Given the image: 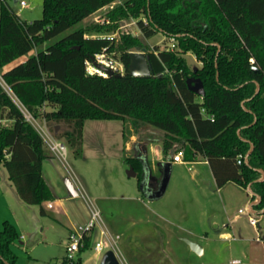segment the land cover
Returning a JSON list of instances; mask_svg holds the SVG:
<instances>
[{"label": "trees", "instance_id": "16d2710c", "mask_svg": "<svg viewBox=\"0 0 264 264\" xmlns=\"http://www.w3.org/2000/svg\"><path fill=\"white\" fill-rule=\"evenodd\" d=\"M117 1L108 11L111 19L137 18L146 38L161 31L177 41L178 49L146 47L151 75L128 70L129 50L140 42L132 32H122L117 42L82 25L50 42ZM43 6L42 17L27 21L10 2L0 4V72L36 118L67 125L56 132L58 139L65 137L82 155L87 119L149 125L162 131L165 156L182 149L185 161L204 157L218 187L251 185L253 199L261 196L254 205L264 208V0H43ZM188 51L201 67L188 66ZM101 52L119 54L124 72L90 74L87 61ZM190 76L201 78L204 95L190 89ZM49 156L41 133L0 82V165L21 199L40 205L42 213L43 203L53 199L43 174ZM126 160L139 170L141 182V156ZM92 237V231L84 232L75 264H82ZM20 238L12 221L0 224V264L16 263L12 245Z\"/></svg>", "mask_w": 264, "mask_h": 264}, {"label": "rangeland", "instance_id": "374dc122", "mask_svg": "<svg viewBox=\"0 0 264 264\" xmlns=\"http://www.w3.org/2000/svg\"><path fill=\"white\" fill-rule=\"evenodd\" d=\"M9 2L23 20L31 21L44 14L43 0H27L26 7L21 6L19 2L15 3L14 0ZM119 3L120 1H117L113 5L95 12L50 42L83 25L90 28L89 33L113 36L117 42L120 40L122 32H134L140 42L133 47L138 49L153 48L154 46H159L162 49H178L176 39L161 31L146 38L138 27L137 18L111 19L108 16V11ZM34 52L35 49L31 54ZM107 55L120 60L119 54L107 52ZM183 55L192 70L202 66V61L193 52L188 51ZM25 57L17 58L7 67L24 60ZM1 80L4 83V79ZM4 86L14 96L6 83ZM16 100L21 104L18 99ZM49 108L46 107V109ZM38 121L45 123L55 136L59 128L61 132L68 128L66 124H59L53 120L46 121L38 117ZM7 123L10 124L11 121H7ZM123 133H125L124 136ZM132 138H135L136 141L131 142ZM162 139V131L149 125L133 128L130 122L121 119H87L83 133L82 155L75 154L65 137H60V140L64 141L68 147L65 159L54 154L47 147L50 156L43 161V174L52 190L53 199L43 203L46 209L45 213L41 212L40 205L29 204L24 200L22 201L23 207L17 206L8 193L6 182L8 171L2 165L0 167V224L8 219L16 225L21 234L20 242L12 245L17 256L15 264H61L63 256L66 255L65 242L69 239L71 232L80 231L79 227H85L88 223L91 203L100 209L111 234L117 239L119 235L111 223L124 227L133 219L139 221L147 219L149 215H152L151 211H155V214L165 212L177 221L187 223L200 219L208 221L213 211L218 209L220 212L218 217L222 219L226 216L223 208L224 203L228 205L227 213L230 218L237 215L238 219L235 223L237 228L248 231L251 226L249 222L251 213L242 201L246 193L233 182L227 183L219 191L217 184L211 182L210 185V181L205 175L207 169L209 170L208 164L175 163L165 195L155 201L149 200L146 193L151 188L152 168L150 167L151 172L147 170L145 175H142V181L139 182L137 174L128 175L127 171L132 165L126 160V157L142 154L146 160L151 161L153 157L148 153L150 143L153 141L162 145ZM135 171L139 172V170ZM159 172H161L160 169ZM65 177L71 178L79 191L78 195L71 194L64 181ZM192 177L195 178L192 179ZM158 180V178L157 181L155 180L156 184ZM5 191H7L6 195ZM249 198L251 199V197ZM49 202L53 204L52 207L48 206ZM240 207H243L242 211L239 210ZM205 208H210L207 215L202 212V209ZM86 212L89 213L86 214ZM251 215L261 219L260 232L264 236V217H261L260 213ZM144 224L139 222L137 227L145 226ZM149 224L151 225V223ZM100 230L99 225L91 230L92 244L81 253L82 264H100L104 253L111 249L110 243L100 233ZM239 231L236 232L238 236L240 235ZM254 236L256 237V235ZM98 240H103L104 243V250L101 252L94 249V244ZM240 242V240H236L234 243L232 241L236 252L240 250ZM221 260L222 264H229L230 259L226 261L222 258Z\"/></svg>", "mask_w": 264, "mask_h": 264}, {"label": "crops", "instance_id": "0c3cea01", "mask_svg": "<svg viewBox=\"0 0 264 264\" xmlns=\"http://www.w3.org/2000/svg\"><path fill=\"white\" fill-rule=\"evenodd\" d=\"M9 89L10 91H12L10 87ZM13 95H14L13 98L16 100L17 97L15 96L14 93ZM83 133H84V129H83ZM135 141H136L135 138L131 139V142H135ZM148 153L149 156L153 157V159H151V161L146 160L147 161L146 168L148 170H150V167L152 168V172L150 170L151 172L150 175L152 179H154V181L155 180L157 181V178L160 179L162 175V172H159V169L161 171L160 164L165 160L172 161V170L174 168V164L177 162L190 163V164L197 162V163H203L204 165L207 164L209 165V162L204 157H200V159L196 161H185V160L181 162L174 161L173 154L170 153L168 156H165L162 149V145L159 142L152 141L150 143V151H148ZM1 166L2 165H0V167ZM205 175L206 178L210 181L209 183L210 185L211 182L213 184H217L210 165H209V170L207 169ZM7 177H6L7 180L6 182L9 190L8 192L9 195H11L17 206L23 207L22 206L23 200L18 195L14 184L9 178V174ZM194 178L195 177H192V179ZM233 183L235 184V182ZM157 184L154 189L157 188ZM238 186L246 193L242 201L245 203L246 207L249 208L250 213L254 214L251 210V205L253 204L254 201H257L258 198L255 197V199H253V194L251 190L248 189V187L246 188L240 185ZM221 188L222 187L217 186L218 191ZM6 192L7 191H5V195ZM165 193L160 197H149L148 194H151V191H149L148 193H146V195L150 201H155L162 198L165 195ZM249 197H251V199ZM154 205H158V204H154ZM227 207L228 205L227 204L225 205L224 203L223 208L226 214V216H224L225 218L220 219V217H218L220 216V212L217 209L218 212L217 210H215V212L213 211V214L211 215L208 221L200 219L199 221L196 222L188 221L187 223H184L170 217V215L166 214L165 212H160L159 214H155V211L153 212L151 211L152 215H149L147 219H143V220L141 219V221L137 219H133L129 221V223L126 224L124 227L123 226L121 227V225L117 226L115 223L114 224L111 223L116 233L119 235L117 241L123 259L122 263L123 264H222L223 261L221 259L223 258V260L226 261L230 259L228 262L229 264H264V236L261 235L260 232L261 227L259 226L261 219L257 218L256 224H254L251 220H249L251 224L250 229L248 231L244 229L241 230L240 228H237V226L235 225L238 219L237 215H234L232 218H230V215L227 213L228 211ZM241 208L243 207H240L239 210ZM253 208L256 211L255 213H260L262 214L261 217H264L263 216L264 208H257L255 205H253ZM209 209L207 208H205L204 210L202 209V212H204V214L207 215L209 213ZM88 213L86 212V214ZM102 220H103L102 227L106 228L110 232L106 220H104L103 214H102ZM139 222L140 224L145 223L144 224L145 226L137 227V224ZM149 223H151V225ZM237 231L240 232L239 236L236 234ZM254 235H256V237ZM183 237H187L192 240L198 241L202 246L201 252L198 253L194 249H192L190 244ZM236 240L241 241L239 245L240 250H238L239 252H236L234 250L235 246L232 245V241L234 243ZM232 256L235 257L232 258ZM234 260H238V261L234 262Z\"/></svg>", "mask_w": 264, "mask_h": 264}, {"label": "built area", "instance_id": "2783aa9c", "mask_svg": "<svg viewBox=\"0 0 264 264\" xmlns=\"http://www.w3.org/2000/svg\"><path fill=\"white\" fill-rule=\"evenodd\" d=\"M9 1H11V0H0V4L7 3ZM18 2L23 7H26L28 5L27 0H18L17 3ZM111 37H113V36H111ZM94 56L98 62H101V63L105 64L106 66H109L110 68H112L114 70V72L123 73L125 70L124 63L121 60L115 59V58L107 55V52L97 53ZM87 71L90 74L99 73V74L106 75V73L104 71H102L101 69H99L95 65V63L93 62L92 59L87 61ZM1 79H3V77L0 74V82L4 85L5 81L3 83ZM19 106L22 109V111L24 112L26 118L29 121H31L32 123H34V125L37 127V129L41 133L48 149L51 152H53L54 154L58 155L59 157L65 159L67 156V152H68V147H67L66 143L64 141L58 139L55 135H53L50 132L48 126L45 123H41L40 121H38V118H36L31 112H29L27 110V108L22 103L19 104ZM44 122H46V121H44ZM173 160L179 161V162L184 160L182 149L173 154ZM239 162H241V160H239ZM248 189L251 190L252 187L248 186ZM49 206L52 207L53 204L50 202ZM251 210L253 213L256 212L254 210L253 206L251 207ZM240 211H242V208L240 209ZM250 220L254 224L257 223V218H255L253 215H250ZM102 222H103L102 213H101L100 209L91 203L90 216H89L88 223L86 224L85 227L80 226L79 227L80 231L74 230L71 232L69 239L65 242L66 243V255H65L64 260H62L61 264H75L80 246L83 242L84 232L91 231L97 225L100 226L101 234L104 235L107 238L108 242L110 243L111 249L115 250L117 256L119 257L120 264L122 263L123 259L121 256L120 248L118 246L117 238L114 237L113 235H111V233L109 231H107L106 228L102 227ZM117 237H119V236H117ZM94 249L97 250L98 252L103 251L104 250L103 240L96 241L94 244ZM236 261H238V260H234V262H236Z\"/></svg>", "mask_w": 264, "mask_h": 264}, {"label": "water", "instance_id": "95a60500", "mask_svg": "<svg viewBox=\"0 0 264 264\" xmlns=\"http://www.w3.org/2000/svg\"><path fill=\"white\" fill-rule=\"evenodd\" d=\"M17 1L18 0H14L15 3H17ZM133 34L135 35L134 32H133ZM129 56H130V63L128 65V70L132 75L147 76V75L152 74L151 62H150L149 54L147 52L146 47H143L142 49H138L137 47H132L129 50ZM91 59L93 60V62L95 63V65L99 69H101L102 71H104L106 73V75H112V74L120 75V73L114 72V70L112 68H110L109 66H106L105 64H103L101 62H98L95 59V56H92ZM255 69L258 70L257 67H255ZM187 82H188V85L192 91H194L195 93H197L199 95L205 94V87H204L203 81L201 80L200 77L190 76L187 78ZM253 147H254V145H253V143H251V150L253 149ZM248 155H249V153L247 154L246 157H248ZM160 165H161L160 167H161L162 175L159 179L157 188L156 189H152V188L149 189V191H151V194H148L149 197H160V196H162L166 192L167 187L169 185V182L171 179V173H172V161L171 160H165ZM260 171L262 172L263 177H264V170L260 168ZM127 172H128V175H130V176L137 174V172L135 171V169L132 166L128 169ZM64 181H65L66 185L68 186L72 195L76 196L79 194V191L76 188L73 181L71 180V178L65 177ZM248 186H251V185H248ZM251 192H252V189H251ZM256 197L258 198V200L254 201L253 204L251 205V207L255 203H257L261 198V196L258 194L256 195ZM183 238L190 244L192 249H194L198 253L201 252L202 246L198 241L192 240V239L187 238V237H183ZM100 264H120L119 257L117 256L115 250L114 249L107 250L102 257Z\"/></svg>", "mask_w": 264, "mask_h": 264}, {"label": "flooded vegetation", "instance_id": "af4514ba", "mask_svg": "<svg viewBox=\"0 0 264 264\" xmlns=\"http://www.w3.org/2000/svg\"><path fill=\"white\" fill-rule=\"evenodd\" d=\"M139 156H141V159H142V161H143V163H144V165H145V168H144V171H143V174L142 175H145L144 173H146L147 172V161H146V158H145V156H143L142 154H138ZM143 177V176H142ZM150 186H151V188L152 189H154L155 187H156V183H155V181H154V179H152V177H151V175H150Z\"/></svg>", "mask_w": 264, "mask_h": 264}]
</instances>
